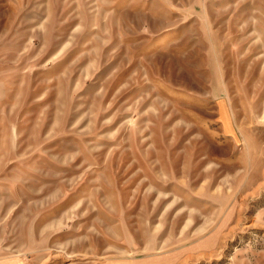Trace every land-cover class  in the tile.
Instances as JSON below:
<instances>
[{
  "label": "rangeland",
  "instance_id": "obj_1",
  "mask_svg": "<svg viewBox=\"0 0 264 264\" xmlns=\"http://www.w3.org/2000/svg\"><path fill=\"white\" fill-rule=\"evenodd\" d=\"M0 264H264V0H0Z\"/></svg>",
  "mask_w": 264,
  "mask_h": 264
},
{
  "label": "bare ground",
  "instance_id": "obj_2",
  "mask_svg": "<svg viewBox=\"0 0 264 264\" xmlns=\"http://www.w3.org/2000/svg\"><path fill=\"white\" fill-rule=\"evenodd\" d=\"M81 201L78 202V204L80 203Z\"/></svg>",
  "mask_w": 264,
  "mask_h": 264
}]
</instances>
